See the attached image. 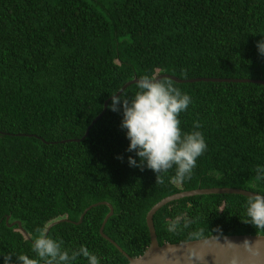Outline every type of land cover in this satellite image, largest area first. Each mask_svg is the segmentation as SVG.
Returning a JSON list of instances; mask_svg holds the SVG:
<instances>
[{
	"label": "trees",
	"instance_id": "1",
	"mask_svg": "<svg viewBox=\"0 0 264 264\" xmlns=\"http://www.w3.org/2000/svg\"><path fill=\"white\" fill-rule=\"evenodd\" d=\"M262 38L264 0H0V255L35 258V230L67 218L48 234L65 248L87 246L101 264H124L126 256L99 233L108 206L91 207L75 223L90 204L111 203L103 232L136 257L150 242L145 215L161 198L204 187L264 193L255 179L264 166L262 84L173 81L191 97L180 127L191 132L199 122L207 143L182 182L172 179L174 169L156 183L150 169L129 166L135 153L126 151L122 110L111 111L112 100L85 138L66 141L82 137L104 100L133 77L264 80ZM136 90L133 83L121 94ZM247 198L201 194L165 204L153 216L158 243L264 235L247 223ZM173 221L180 228L170 231Z\"/></svg>",
	"mask_w": 264,
	"mask_h": 264
},
{
	"label": "clouds",
	"instance_id": "2",
	"mask_svg": "<svg viewBox=\"0 0 264 264\" xmlns=\"http://www.w3.org/2000/svg\"><path fill=\"white\" fill-rule=\"evenodd\" d=\"M258 53L264 56V38L257 41ZM136 92L129 98L126 94L111 95L108 108L113 112H121L120 127L126 130L129 140L127 152L135 153L128 156L130 167L140 170L150 169L156 174V183H163V175L175 170L172 179L182 182L191 177L197 165V160L207 150L204 135L198 129L199 122L194 124V130L184 132L180 127V113L187 110L191 97L182 93L174 86L173 80L156 75H142L135 81ZM123 160V156H117ZM256 181H264V166L255 169ZM247 223L254 228L264 230V193L256 192L248 196L246 202ZM190 221H185L187 228ZM179 221H173L169 230H178ZM33 237L31 250L35 258L20 253L0 255L2 264H74L78 258L86 259L87 264H101L100 258L91 252L87 246L80 245L77 249L65 248L64 241L55 239L45 228H37ZM219 232V229H216ZM208 252L198 249L189 253L191 264H216L208 260Z\"/></svg>",
	"mask_w": 264,
	"mask_h": 264
},
{
	"label": "water",
	"instance_id": "3",
	"mask_svg": "<svg viewBox=\"0 0 264 264\" xmlns=\"http://www.w3.org/2000/svg\"><path fill=\"white\" fill-rule=\"evenodd\" d=\"M156 76L167 77L175 82H197V81H212V82H251L264 85V80L258 78H221V77H191V78H179L175 75L168 73H160ZM137 77L126 81L120 89L115 94H121L127 86L135 83ZM113 94V95H115ZM111 100V96L106 98L103 102L102 110L92 119V121L87 126L84 135L77 139H67L66 141H79L85 138L91 127L97 120L104 114L107 109L108 102ZM43 142H46L42 139ZM65 140H61L63 142ZM255 191L244 189L241 187H204L195 188L189 190L179 191L161 198L159 201L154 203L145 215V221L149 233V245L147 249L139 256L130 257L128 256L115 241L109 238L104 232L103 228L107 219L113 214V207L108 201L102 200L87 206L79 216V219L75 222L79 224L84 214L93 206L104 204L108 206L109 211L105 215L100 227V235L110 241L115 247L121 251L127 258V262L124 264H191L189 253L195 249L200 252H208V260L211 262L213 259L216 264H264V235L261 234H228V235H212L208 237H201L192 240L179 241V242H165L159 244L157 240V235L155 232V227L153 223V216L158 209H160L165 204L177 200L179 198L201 195V194H240L243 196H249ZM6 223L8 222V217L6 218ZM61 221H71L67 218H60L52 221L48 226L50 227ZM9 226L17 224L21 231L24 233L25 237L29 239V235L21 227L20 221H12L7 223Z\"/></svg>",
	"mask_w": 264,
	"mask_h": 264
}]
</instances>
